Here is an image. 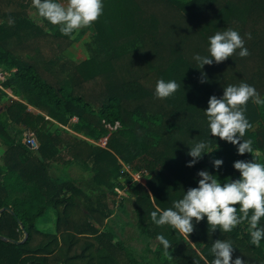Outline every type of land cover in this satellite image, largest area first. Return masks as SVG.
<instances>
[{
	"label": "trees",
	"instance_id": "obj_1",
	"mask_svg": "<svg viewBox=\"0 0 264 264\" xmlns=\"http://www.w3.org/2000/svg\"><path fill=\"white\" fill-rule=\"evenodd\" d=\"M30 6L31 0H0V66L15 68L5 82L12 95L0 89V264H210L217 238L230 239L234 256L246 264H264V240L251 244L240 226L211 233L201 221L184 237L150 218L156 206L170 207L195 186L198 169L213 171L217 152L224 160L221 180L234 172L235 146L207 135L203 108L210 95L242 81L264 97V0H104L92 24L96 47L80 62L64 53L74 33L44 29ZM229 27L244 38L249 55L234 53L205 65L209 80L198 82L193 55L205 54L207 37ZM160 78L180 84L162 100L153 95ZM245 115L252 128L244 139L256 142V129L264 130V104L249 100ZM54 122L90 137L107 136L106 147L60 127L52 131ZM26 130L35 132L37 149L25 142ZM204 138L215 152L187 167V144ZM258 148L264 155V139ZM65 151L86 176L51 172ZM122 160L151 173L148 187L134 183L129 189L142 247L131 242L136 236L116 239L101 229L114 214V179ZM50 210L56 232L38 226ZM158 233L171 241L169 255Z\"/></svg>",
	"mask_w": 264,
	"mask_h": 264
},
{
	"label": "clouds",
	"instance_id": "obj_2",
	"mask_svg": "<svg viewBox=\"0 0 264 264\" xmlns=\"http://www.w3.org/2000/svg\"><path fill=\"white\" fill-rule=\"evenodd\" d=\"M104 0H31L35 10L34 17L58 25L64 35H71L83 27H89L103 13ZM9 24L14 23L9 18ZM251 38L250 33H246ZM237 49L239 51L237 52ZM236 53L240 57L249 55L245 40L238 30L226 28L216 31L207 37L205 54L195 53L192 60L199 69L198 82L209 80L205 65L219 64ZM180 84L175 79L160 78L155 83L153 95L157 99H165L176 93ZM264 104L256 87L247 82L223 86L220 96L212 94L203 108L206 118L207 135L235 146L236 153L243 156L251 153L252 159H236L232 162L238 176L221 180L219 171L224 164L221 157H213V171L198 169L194 179L195 186H189L183 194L172 200L171 206H156L150 212V218L156 226H169L180 236L189 237L197 225L204 221L208 232L219 230L230 233L239 225H246L251 244L260 246L264 240V162L254 156L252 140L244 139L252 124L245 115L249 102ZM186 155L190 157L185 164L195 166L204 155L213 153L207 138L187 144ZM218 174V175H214ZM156 239L162 246L165 255H169L171 241L162 233ZM236 247L230 239H214L210 253V264H246L241 256H234Z\"/></svg>",
	"mask_w": 264,
	"mask_h": 264
},
{
	"label": "rangeland",
	"instance_id": "obj_3",
	"mask_svg": "<svg viewBox=\"0 0 264 264\" xmlns=\"http://www.w3.org/2000/svg\"><path fill=\"white\" fill-rule=\"evenodd\" d=\"M34 12H35V10L32 8V5H31L29 13H30L32 19L35 22H37L39 25L43 26L44 29L53 30V29L58 27V25H52V24L48 23L46 20L36 19L34 17ZM95 34L96 33L94 31L93 25H91L89 27H83V28L79 29V31L74 32V34H73V40L74 41L64 52L65 55L67 57H69L70 59L77 61V62H80L81 60H84V59L88 58L89 56H91L94 48L96 47ZM9 95L11 96V94L8 93V96ZM6 99L7 98H4V102L6 101ZM47 118H49V117H47ZM72 121H75V120L73 119ZM16 128H20V126L17 125ZM50 128L52 131H55V132L62 128V130L69 132V134H71L73 136H79L80 138L88 140L89 142H91L90 140H95V142H97L99 144L101 142L100 138L90 137V136L84 135L83 133L74 131L71 128L70 124H61L59 122H54L53 124H51ZM28 132H31L34 134V136L37 140V143H38V147H39V140H38L35 132H33L31 130H26V131H24V136ZM256 132H257V139H256L257 141L252 143V147L254 149V156L257 159V161L264 162V155L262 154V152L258 148L260 143L264 139V130L262 128H259V129H256ZM62 134L63 133H59V136L61 138H64V135H62ZM69 136L70 135H68V137ZM93 145H95V144H93ZM96 146H98V145H96ZM35 151H37V150H35ZM217 153L215 154V157H217ZM61 159H64V160H63V162H61L60 166L56 167L55 169L51 168V172L53 174L68 175L70 177H76L77 175L82 173L81 170H83V168H82L83 165L80 164L79 162L75 161L69 153H66L64 155V157ZM238 159H252V154L251 153H245L243 156H239ZM64 161L65 162L69 161L71 163L64 165ZM91 164L92 163L89 162V165H91ZM121 166L122 167L120 168L117 179H114V188L113 189L117 193V195L115 196V201L113 203L115 214L111 218L110 224L108 225V227H106L105 224H103L101 226L103 229H108V230L112 231L114 233L116 239L124 238L127 235H130L128 233L132 231V227L136 223L137 217L133 211V202L131 200L130 193H129V189H130L131 185H134V183H139L141 185L148 187V181L151 178V173L146 168L139 169V168H137L136 164H134V163H128V162H125L122 160ZM229 166L231 167V165H229ZM204 168L211 171L210 166H205ZM141 170H146V172L144 173L143 176H141L140 181L135 182V181L129 180V178H131V175L129 172L137 173V172H140ZM221 170L223 171V167H221V169L219 171V177L221 176ZM230 171H231V169H230ZM232 172H233V170H232ZM232 172L231 173L229 172L230 173L229 175L232 178H234L235 176L236 177L238 176L237 170H234L233 173ZM216 175H218V174H216ZM121 202H123V203L121 204ZM41 220L42 219H40L38 221V226L41 229L51 231V232L57 231L56 215L54 214V212H50L49 218L44 219L43 221H41ZM239 226L241 228H243L244 231L247 230L246 225H239ZM186 240L190 241L188 238H186ZM132 243L139 245L140 247L144 246V242H142L141 238H139L138 236H136L135 239H132ZM196 249L199 253L201 252L200 248L197 247Z\"/></svg>",
	"mask_w": 264,
	"mask_h": 264
},
{
	"label": "built area",
	"instance_id": "obj_4",
	"mask_svg": "<svg viewBox=\"0 0 264 264\" xmlns=\"http://www.w3.org/2000/svg\"><path fill=\"white\" fill-rule=\"evenodd\" d=\"M15 72V68H11V69H8V68H4L3 66H0V89L11 94L9 89L5 86V82L8 78H10L13 73ZM12 95V94H11ZM74 120H77L76 117L73 118ZM101 139V142L100 144L95 142V140H90L93 144L95 145H98V146H104L106 147V144H107V136H104ZM24 140L25 142L33 149H37L38 148V143H37V140L34 136L33 133L31 132H28L25 136H24ZM146 172V170H141L140 172H137V173H130L131 175V180L132 181H140L141 180V176L144 175V173Z\"/></svg>",
	"mask_w": 264,
	"mask_h": 264
},
{
	"label": "crops",
	"instance_id": "obj_5",
	"mask_svg": "<svg viewBox=\"0 0 264 264\" xmlns=\"http://www.w3.org/2000/svg\"><path fill=\"white\" fill-rule=\"evenodd\" d=\"M77 137H79V136H77ZM67 152L65 151L64 152V155L66 154ZM63 160L64 159H60L59 161H57V163L52 167V168H56V167H58V166H60L61 165V162H63ZM71 162H65L64 161V165H67V164H70ZM82 168H84V167H82ZM82 171V173L81 174H79V175H77L76 177H73V178H79V177H82V176H86L87 174H88V171H86L85 169H83V170H81ZM50 212H53V210H50L49 211V213L46 215V216H44V217H41L40 219H42L41 221H43L44 219H47V218H49V215H50ZM115 212V211H114ZM55 214V213H54ZM115 214V213H114ZM113 214V215H114ZM113 215L108 219V220H106V222H105V226L106 227H108V225H106L107 224V222H109V224H110V220H111V218L113 217ZM39 219V220H40ZM101 229H103L102 227H101ZM136 228H135V224L133 225V227H132V231L131 232H129L128 234H130V235H127L126 237H124L125 239L126 238H128L129 236H131V235H133V237H135L136 236ZM119 239H122V238H119ZM133 239H135V238H133ZM132 240V239H131ZM132 242V241H131Z\"/></svg>",
	"mask_w": 264,
	"mask_h": 264
}]
</instances>
